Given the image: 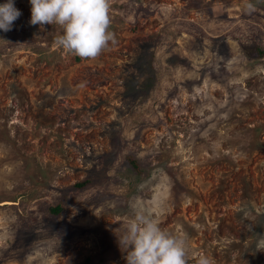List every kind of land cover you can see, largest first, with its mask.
<instances>
[{"label":"rangeland","instance_id":"obj_1","mask_svg":"<svg viewBox=\"0 0 264 264\" xmlns=\"http://www.w3.org/2000/svg\"><path fill=\"white\" fill-rule=\"evenodd\" d=\"M13 3L0 264H126L133 204L187 235L188 264H264V0H111L116 43L94 60L58 50L61 30Z\"/></svg>","mask_w":264,"mask_h":264},{"label":"clouds","instance_id":"obj_2","mask_svg":"<svg viewBox=\"0 0 264 264\" xmlns=\"http://www.w3.org/2000/svg\"><path fill=\"white\" fill-rule=\"evenodd\" d=\"M29 3V24L58 27L61 34L54 43L66 55L94 60L116 43L110 30L111 0H29ZM246 9L253 10V5L246 4ZM20 15L13 0L0 4V31H10ZM132 209V217L117 238L126 253V264H188L186 234L176 235L161 228L159 221L140 205L133 204ZM197 264H213V261L201 254Z\"/></svg>","mask_w":264,"mask_h":264},{"label":"trees","instance_id":"obj_3","mask_svg":"<svg viewBox=\"0 0 264 264\" xmlns=\"http://www.w3.org/2000/svg\"><path fill=\"white\" fill-rule=\"evenodd\" d=\"M125 161L127 163V166L135 173L139 174V168L136 163V161L131 156H125ZM90 180L85 179L80 182L74 183L73 187L76 189H82L86 185H89ZM61 212V207L59 204H56L54 206H49L47 208V214L52 217H56Z\"/></svg>","mask_w":264,"mask_h":264}]
</instances>
